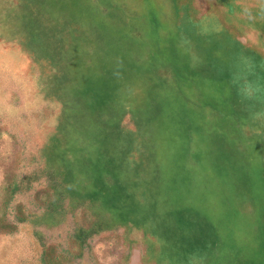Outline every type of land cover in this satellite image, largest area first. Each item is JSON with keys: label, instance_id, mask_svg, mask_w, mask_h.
<instances>
[{"label": "rangeland", "instance_id": "374dc122", "mask_svg": "<svg viewBox=\"0 0 264 264\" xmlns=\"http://www.w3.org/2000/svg\"><path fill=\"white\" fill-rule=\"evenodd\" d=\"M0 264H264V0H0Z\"/></svg>", "mask_w": 264, "mask_h": 264}, {"label": "bare ground", "instance_id": "6f19581e", "mask_svg": "<svg viewBox=\"0 0 264 264\" xmlns=\"http://www.w3.org/2000/svg\"><path fill=\"white\" fill-rule=\"evenodd\" d=\"M54 1L56 2V0H54ZM66 1H67V0H66ZM71 1L73 2L74 0H71ZM39 2H40V1H39ZM57 2H58V1H57ZM108 3H109V2H108ZM56 4H57V3H56ZM36 5H37V4H36ZM83 5H84V4H83ZM84 6H85V5H84ZM89 8H90V7H89ZM89 8H88V9H89ZM71 11H72V10H71ZM73 11L75 12V10H73ZM245 11H246V10H245ZM64 12H65V11H64ZM78 12H79V11H78ZM81 12H82V10L80 11V13H81ZM241 12H242V11H241ZM71 13H72V12H71ZM82 13H83V12H82ZM63 14H64V13H63ZM163 14H164V13H163ZM80 15H81V14H80ZM244 16H245V15H244ZM71 17H72V15H71ZM145 18H146V17H145ZM108 61H109V60H108ZM188 63H189V62H188ZM180 74H181V73H180ZM184 77H185V76H184ZM186 78H187V77H186ZM201 80H202V79H201ZM205 80H206V79H205ZM210 81L212 82V80H210ZM214 81H215V80H214ZM214 81H213V82H214ZM165 84H166V83H165ZM165 87H166V86H165ZM184 96H185V95H184ZM128 97H129V96H128ZM108 99H109V98H108ZM104 101H105V100H104ZM106 102H108V101H105V103H106ZM110 103H111V102H110ZM111 105H112V104H111ZM182 110H183V109H182ZM157 111H158V110H157ZM159 111H160V110H159ZM150 125H151V124H150ZM226 132H227V131H226ZM234 133H235V132H234ZM158 184H159V183H158ZM211 211H212V210H211ZM188 214H190V213H188ZM188 214H187V215H188ZM210 215H211V214H210Z\"/></svg>", "mask_w": 264, "mask_h": 264}]
</instances>
